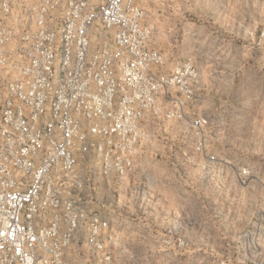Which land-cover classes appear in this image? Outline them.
<instances>
[{"label": "built area", "instance_id": "1", "mask_svg": "<svg viewBox=\"0 0 264 264\" xmlns=\"http://www.w3.org/2000/svg\"><path fill=\"white\" fill-rule=\"evenodd\" d=\"M147 16L140 0H0V264H75L82 243L89 264H113L84 182L131 173L147 112L185 123L203 153L210 121L186 115L199 70H160Z\"/></svg>", "mask_w": 264, "mask_h": 264}, {"label": "rangeland", "instance_id": "2", "mask_svg": "<svg viewBox=\"0 0 264 264\" xmlns=\"http://www.w3.org/2000/svg\"><path fill=\"white\" fill-rule=\"evenodd\" d=\"M140 5L154 28L152 42L166 45L168 37H178L177 63L189 59L200 74V63L212 62V96L218 101L212 147L204 133L203 153L195 149L194 131L182 132L171 121L147 130L127 177L84 182L82 197L108 218L117 237V245L109 246L113 264H264V0ZM210 11L206 51L208 40L193 23ZM142 126L147 129L146 120ZM208 153L215 156L212 163ZM80 167L95 171L86 163ZM68 256L89 264L83 243Z\"/></svg>", "mask_w": 264, "mask_h": 264}, {"label": "crops", "instance_id": "3", "mask_svg": "<svg viewBox=\"0 0 264 264\" xmlns=\"http://www.w3.org/2000/svg\"><path fill=\"white\" fill-rule=\"evenodd\" d=\"M187 24L184 23V27ZM195 25V30H197V34L203 38V42L208 40L207 47H205L206 51L211 50V45L209 40L212 39V12H205L200 17H198V25ZM183 27V28H184ZM182 28V29H183ZM154 38V36H153ZM153 38L149 42V46L158 49L163 53V65L160 67L161 71L169 72L172 67L180 61L178 56H174L175 52H178V48L182 46V44H178V37H168V41L166 45L157 44L152 42ZM211 38V39H209ZM199 68L202 69L200 71V77L197 83L198 94L196 100L189 104L186 109V115L190 118L195 117H206L210 121V125L205 129V134L207 136L208 142L212 147V114L214 109H216V103L218 99L212 96V62H204L200 63ZM161 107L167 108L169 106L168 96L160 97ZM146 128L148 131L153 133L154 131H158L161 127L172 124L171 121H165L161 114H153L146 113ZM177 122V121H174ZM178 128L182 132L185 130H189L188 126L185 123L177 122ZM160 126V127H159ZM159 127V128H158ZM167 130V129H166ZM167 132V131H163Z\"/></svg>", "mask_w": 264, "mask_h": 264}]
</instances>
